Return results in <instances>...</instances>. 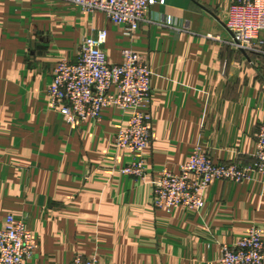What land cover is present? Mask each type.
Wrapping results in <instances>:
<instances>
[{"label": "crops", "instance_id": "0c3cea01", "mask_svg": "<svg viewBox=\"0 0 264 264\" xmlns=\"http://www.w3.org/2000/svg\"><path fill=\"white\" fill-rule=\"evenodd\" d=\"M229 0H156L133 40L101 12L64 0H0V227L12 214L31 230L29 264H71L76 253L102 264H218L219 246L259 226L264 183L214 181L199 210L152 206V188L109 154L128 114L68 124L48 100L55 64L75 61L81 41L104 29L108 61L131 49L151 75L146 172H173L195 147L214 160L247 164L264 124V48L230 45ZM264 39V29L262 31Z\"/></svg>", "mask_w": 264, "mask_h": 264}, {"label": "built area", "instance_id": "2783aa9c", "mask_svg": "<svg viewBox=\"0 0 264 264\" xmlns=\"http://www.w3.org/2000/svg\"><path fill=\"white\" fill-rule=\"evenodd\" d=\"M84 12H101L122 26L130 40L142 23L151 22L148 13L156 0H64ZM225 26L230 45L243 52H261L264 48V0H229ZM107 32L83 38L75 61L59 60L48 88V100L68 124L88 119L99 120L100 112L114 107L128 114L125 127L118 130L109 154L125 151L130 159L119 168L122 175L148 182L152 188V206L170 212L175 208L199 210L203 194L217 180L241 183L258 173L264 183V124L257 127L255 150L247 164L214 160L210 148L195 147L176 172L164 168L157 177L146 172L142 152L150 140L151 69L141 55L125 49L122 62L108 61L103 44ZM36 244L23 219L12 214L0 227V264H29ZM218 264H264V238L259 226H251L241 238L219 246ZM71 264H102L96 256L76 253Z\"/></svg>", "mask_w": 264, "mask_h": 264}]
</instances>
